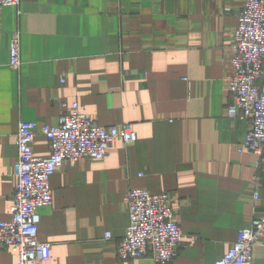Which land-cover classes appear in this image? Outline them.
I'll use <instances>...</instances> for the list:
<instances>
[{
    "label": "crops",
    "instance_id": "0c3cea01",
    "mask_svg": "<svg viewBox=\"0 0 264 264\" xmlns=\"http://www.w3.org/2000/svg\"><path fill=\"white\" fill-rule=\"evenodd\" d=\"M245 0H19L0 7V219H10L21 122L55 126L77 103L103 128L130 124L136 141L107 156L65 164L49 179L37 239L40 264H155L120 261L135 189L168 194L183 246L170 264H214L237 232L262 214L264 173L237 146L249 121L230 119V48ZM20 67L10 69L11 34ZM33 155L49 143L35 136ZM257 193V202L254 194ZM108 232L111 237L103 238ZM252 264H264V237ZM0 248V264H18Z\"/></svg>",
    "mask_w": 264,
    "mask_h": 264
},
{
    "label": "built area",
    "instance_id": "2783aa9c",
    "mask_svg": "<svg viewBox=\"0 0 264 264\" xmlns=\"http://www.w3.org/2000/svg\"><path fill=\"white\" fill-rule=\"evenodd\" d=\"M18 4L19 0H0V7ZM237 18L230 46L234 73L229 79L231 102L226 116L250 122L237 150L254 153L256 169L264 173V0H245ZM10 37L9 67L18 70L21 64L19 33L14 32ZM37 134L48 140L47 159L33 155L32 145ZM15 139L16 182L9 206L10 219H0V248L16 253L18 264H40L50 259L49 245L37 239V211L52 202L50 177L65 164L73 166L82 158L99 161L107 156L108 147L115 140L130 146L136 136L130 124L96 126L74 103L55 126L39 127L32 121L21 122ZM254 200L257 202V193ZM124 202L129 224L116 247L117 259L135 262L148 258L155 264H170L183 246V236L168 194L152 195L133 188ZM253 217L249 225L237 232V239L227 253L214 264H252V250L264 237V206L262 214ZM110 237L108 232L103 236L105 240Z\"/></svg>",
    "mask_w": 264,
    "mask_h": 264
}]
</instances>
